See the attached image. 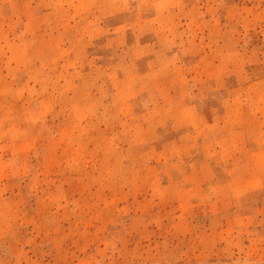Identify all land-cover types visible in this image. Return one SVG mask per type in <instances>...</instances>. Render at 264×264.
<instances>
[{
    "label": "rangeland",
    "instance_id": "1",
    "mask_svg": "<svg viewBox=\"0 0 264 264\" xmlns=\"http://www.w3.org/2000/svg\"><path fill=\"white\" fill-rule=\"evenodd\" d=\"M0 264H264V0H0Z\"/></svg>",
    "mask_w": 264,
    "mask_h": 264
}]
</instances>
